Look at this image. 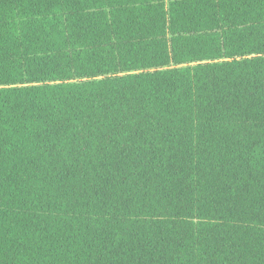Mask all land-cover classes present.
<instances>
[{
  "label": "trees",
  "instance_id": "obj_1",
  "mask_svg": "<svg viewBox=\"0 0 264 264\" xmlns=\"http://www.w3.org/2000/svg\"><path fill=\"white\" fill-rule=\"evenodd\" d=\"M0 264H264V0H0Z\"/></svg>",
  "mask_w": 264,
  "mask_h": 264
}]
</instances>
